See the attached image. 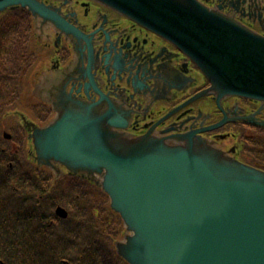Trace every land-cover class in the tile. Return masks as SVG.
I'll list each match as a JSON object with an SVG mask.
<instances>
[{
  "label": "water",
  "instance_id": "obj_1",
  "mask_svg": "<svg viewBox=\"0 0 264 264\" xmlns=\"http://www.w3.org/2000/svg\"><path fill=\"white\" fill-rule=\"evenodd\" d=\"M246 3L257 11L264 0L229 7ZM100 6L149 29L158 38L151 43L183 50L210 82L199 95L258 100L251 113H263L264 37L250 28L258 14L240 16L249 26L202 0H0V16L25 9L37 41L56 49L63 39L71 53L66 64L55 56L31 73L34 97L53 116L44 125L24 119L29 156L55 178L82 177L108 197L123 227L114 250L127 264H264V170L202 127L154 120L139 83L113 88L122 60ZM228 120L264 125L243 113L218 125Z\"/></svg>",
  "mask_w": 264,
  "mask_h": 264
},
{
  "label": "flooded vegetation",
  "instance_id": "obj_2",
  "mask_svg": "<svg viewBox=\"0 0 264 264\" xmlns=\"http://www.w3.org/2000/svg\"><path fill=\"white\" fill-rule=\"evenodd\" d=\"M202 1L206 6L214 9H216L215 5H220L221 9H217L218 11L249 26L251 24L243 21L240 16L244 13L258 14V26L256 20L255 25L250 28L264 37L262 3H258L257 11L248 3H246L248 6L236 7L235 11L229 7L230 0ZM90 3L94 5L93 2ZM101 11L107 15L108 20L117 30L114 38L117 36L116 48L119 52L117 56L122 60V64H116L111 79L113 88L132 91L140 84L139 87L142 89L137 87V90L145 94L149 113L154 116V111H157L154 120L164 117V124L176 123L180 126L196 128L212 127L214 129L204 130L203 134L208 137L223 135L224 144L229 146L234 143V146H231L233 152L243 161H245V145L248 144L246 141H264V128L244 122L230 121L214 127L223 118L224 112L230 117L242 113L252 114L251 112L258 109V100L235 95L217 100L215 94L209 93L188 102L210 84L195 61L183 50L166 41H163L160 47L157 43H151L150 35L155 37L156 41L158 38L150 34L149 29L104 7H101ZM245 19L249 20V17ZM30 38L28 31V40ZM37 43L47 48L37 55L36 60L40 59L37 63L51 61L55 56H59L64 65L70 59V49L63 41L60 42L57 50L48 48L52 46L51 41H46L44 37ZM163 46L166 48L165 51L161 49ZM39 51L41 50L33 48L30 53L31 58L33 59ZM34 64L35 61L28 62L24 67H20L18 72L8 73V80L0 88V255L3 256H21L39 252L53 254L56 249V239L57 249L66 246L64 235L61 237L59 234L60 231L63 234L66 232L67 216L57 217L55 209L58 204L55 205L53 200L39 195V181L47 186L50 178L40 177V171L37 169L22 166L26 132L20 114L26 112L39 123L46 122L51 116L50 110L38 102L31 95V89L30 91L28 89L27 75ZM107 71L106 68L101 70L102 74ZM140 98L143 99V96L141 95ZM242 110L249 113H244ZM168 113L170 114L167 115ZM255 118H258V114ZM260 118L264 119V112ZM258 149L263 150L262 147ZM246 162L264 168V162ZM65 178L67 177L58 182L64 181ZM64 208L67 209V206ZM3 262L4 260L0 259V264H4Z\"/></svg>",
  "mask_w": 264,
  "mask_h": 264
},
{
  "label": "rangeland",
  "instance_id": "obj_3",
  "mask_svg": "<svg viewBox=\"0 0 264 264\" xmlns=\"http://www.w3.org/2000/svg\"><path fill=\"white\" fill-rule=\"evenodd\" d=\"M24 18H25L24 15L21 13L20 14H14V15H11L9 18L5 19L0 24V58H1L0 62H1L2 58H5L8 55V53L13 51L12 44L15 40L13 38V33H14V31H17L20 33L24 29V26H22V25H24ZM6 29L9 31H6ZM25 62H26V60L24 58L16 57V60H15L16 64H14V65H17V66L20 65V66L24 67ZM2 81L3 80H0V83ZM249 146L252 148L251 149L248 148ZM259 147H262L263 150H259L258 149ZM244 159H245V162L246 161L264 162V141H258V140L249 141L248 144L245 145ZM87 191L90 192L89 190H87ZM91 195L94 196L95 198L101 199L103 204L106 202L105 198L100 193L93 192ZM89 219L92 220L91 218H89ZM98 222H99V226H97L96 228H93L95 233L99 229L100 225H103V229L105 231H112V232L116 231V229H118V227H119L118 223L115 224L111 217H108V219L103 218V219L99 220ZM89 230H90V227L87 226V232H88L87 237H89ZM99 241L101 244L104 243L106 246L109 245L107 240H103V241L99 240ZM86 245H87V242H86ZM86 251L89 252V250H86ZM92 253H93V251H92ZM78 256H79L78 249H75L73 254L69 255V257L71 259H76ZM92 258H93L92 255L91 256L88 255L87 261L91 260Z\"/></svg>",
  "mask_w": 264,
  "mask_h": 264
},
{
  "label": "trees",
  "instance_id": "obj_4",
  "mask_svg": "<svg viewBox=\"0 0 264 264\" xmlns=\"http://www.w3.org/2000/svg\"><path fill=\"white\" fill-rule=\"evenodd\" d=\"M14 39L15 40L12 44V49L14 52L12 51L8 53V55L5 58H2L0 62L1 72L5 70L2 67L4 68L7 67V69H10V67L14 65V61L16 60V57L18 56V53H16L15 50L16 49L18 51L21 50L22 45H21L19 36L16 35ZM85 199L86 201H89V200L94 199V197L92 195H88V192H87ZM95 209H97L98 213H100L99 216L97 215V212ZM91 211L92 212H89L87 216V224L92 226L93 228H96L97 226H99L98 221L101 220L103 217L105 218L111 217L113 219V222L118 223L120 227V222H118L119 221L118 217L109 210L113 215L110 214V212L106 210L102 204L99 203L96 205V207H92ZM89 218H91L92 220H90ZM103 234H104L103 225H100L99 229L96 231V233L94 232V235L88 241V245L92 247V251L94 253L93 258L89 261V264H125L121 259H119L115 255L114 251H112L110 247L108 248L107 246L101 245L98 243V240L103 236ZM64 259L68 261V264H79L82 261V259H79V258L71 259L67 255L64 256ZM56 264H61V262L59 261Z\"/></svg>",
  "mask_w": 264,
  "mask_h": 264
}]
</instances>
